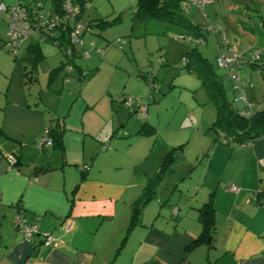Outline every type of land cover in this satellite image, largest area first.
<instances>
[{"label": "crops", "instance_id": "1", "mask_svg": "<svg viewBox=\"0 0 264 264\" xmlns=\"http://www.w3.org/2000/svg\"><path fill=\"white\" fill-rule=\"evenodd\" d=\"M247 18L250 29L243 32L259 42L264 38L261 28ZM237 25H229L233 34L238 33ZM223 32L231 33L227 28ZM211 37L216 41L217 36ZM41 43L36 34L26 40L27 60L32 49L45 58ZM231 44L238 52L237 42ZM259 46L257 50L264 49V43ZM61 62L54 59L50 80L58 74L64 77ZM41 120L0 123V264H264V195H258L264 190V137L250 144L228 145L215 143L214 133L205 135V160L196 163L201 154L197 151L195 163H188L179 178L192 184L181 186L168 180L174 184L160 191L166 174H177L173 164L130 227L133 207L147 180L173 150L169 141H163L158 165L149 173L138 169L147 162L138 153V127L132 132L121 130L126 122L111 124L102 133L105 143L97 139L102 135L95 137L85 126L83 133L69 132L63 124L60 148L41 147L37 142L49 128ZM144 125L153 128L143 124L139 130ZM8 156L16 164H10ZM208 203L214 211L212 242L188 251L202 232L199 210ZM18 214L37 225L29 243L14 227ZM65 221L71 224L69 231ZM44 235L60 242L45 247Z\"/></svg>", "mask_w": 264, "mask_h": 264}, {"label": "rangeland", "instance_id": "2", "mask_svg": "<svg viewBox=\"0 0 264 264\" xmlns=\"http://www.w3.org/2000/svg\"><path fill=\"white\" fill-rule=\"evenodd\" d=\"M15 1L0 0V4L9 6ZM38 1L46 9L50 8V0ZM71 1L78 6L83 4L78 23L92 28L85 34L84 48L75 47V55L67 56L65 44L58 47L42 41L41 52L45 58L36 53L39 59L34 65L25 58L26 41L21 44L16 57L3 49L7 40V21L3 18L9 16L7 13L0 15V76L3 77L0 79V123L35 124L41 118L40 124H46L50 129L54 124H64L69 132L72 129L82 132L81 127L85 126V130L88 128L96 137L109 129V125L126 122L121 130L126 128L135 132L138 127L135 139L138 140V153L147 161L138 169L151 173L162 155L163 141H169L173 147L170 153L174 158L168 165L172 168L174 164L178 171L175 176L166 174L160 191L176 181L181 186L192 184L189 179L182 182L179 178L183 177L188 163H195L197 151L201 154L196 163L205 160L203 153L208 146L205 135L213 134L210 129L216 117L215 107L209 102L201 80L184 65L195 46L192 43L194 34L166 22H138L134 19L138 0ZM28 2L22 0L24 4ZM247 17L258 28L264 20V0H212L204 5L202 12L190 8L191 23L202 30L204 26L217 23L223 31L227 28L231 32L226 36L230 43L237 42L238 53L243 55L239 69V77L244 83L242 93L252 111H260L264 109V63L260 62L254 68L246 62L247 54L259 49L264 38L255 42L248 37L245 33L250 29ZM239 23L242 27L237 25ZM229 25H237L242 30L238 28V33L233 34L234 28ZM205 37V43L195 47L223 76L227 97L233 100L237 92L232 89V80L216 64L220 38L217 36L215 41L206 34ZM89 43H94V47ZM82 50L88 52V57L83 56ZM54 59L58 60L57 64L62 61L64 66L74 67L69 71L60 68L64 77H58V74L50 80ZM32 68L35 79L29 80L25 73ZM152 83L157 90H151ZM129 97L132 104L126 107L121 100ZM237 106L241 107V104ZM137 109L138 112L132 113ZM143 124H153V128L144 125V130H139ZM45 133L44 129L38 146ZM104 137L97 139L108 143ZM75 148L78 149V144ZM72 151L76 153L74 149Z\"/></svg>", "mask_w": 264, "mask_h": 264}, {"label": "trees", "instance_id": "3", "mask_svg": "<svg viewBox=\"0 0 264 264\" xmlns=\"http://www.w3.org/2000/svg\"><path fill=\"white\" fill-rule=\"evenodd\" d=\"M50 1L54 7V12L61 14L60 8L63 0ZM184 4L185 0H138L134 11V19L141 23H148L150 21L166 22L173 27L181 28L193 33L195 38L202 37L205 40L206 37L205 34H203L201 27L191 23L190 14H184ZM80 8L82 11L83 4L80 5ZM86 27L88 29H92L91 25ZM60 38L63 39V35L60 36ZM60 45L64 44L62 43ZM195 46L191 48V52L187 58L188 60L184 65L189 72L195 74L201 80L202 87L207 93L209 102L215 107L216 117L210 129L213 131L215 136L214 142L228 145H245L253 143L261 137H264V109L260 111H252L250 117L241 114L242 111H245V107L243 105L238 107V103H236L234 99H228L227 90L222 82L223 76L219 75L212 63L203 57L197 51ZM34 50L32 49L33 53L29 56L33 65L36 64L35 62L39 59ZM73 55H75V52ZM261 62L264 63V61ZM257 64L250 67L255 68L257 67ZM66 66L70 65L67 64L64 66V64L61 63V69H63V71ZM70 67L72 69L74 65ZM78 70L81 71L80 68H78ZM34 73L35 70L32 68L30 71L25 73V76L30 80L32 77L34 78ZM152 84L155 85L154 83ZM151 90L153 91L157 89L151 87ZM126 99L127 98H123V101ZM61 132L62 126L60 124H54L53 128H48L46 130L51 144L56 148H60L61 146ZM173 158L174 157L170 152L166 154L162 158L155 175L147 180L141 197L138 199L137 204L133 207L130 227L136 224L137 218L140 215L141 206L152 199L155 187L162 180L164 173L170 170L169 161L173 160ZM165 165H168V167L166 168ZM258 195H264V190H262ZM199 221L202 224V232L200 236L187 248L188 251L201 244H210L212 242L215 230L214 211L209 203L204 205L199 210Z\"/></svg>", "mask_w": 264, "mask_h": 264}, {"label": "built area", "instance_id": "4", "mask_svg": "<svg viewBox=\"0 0 264 264\" xmlns=\"http://www.w3.org/2000/svg\"><path fill=\"white\" fill-rule=\"evenodd\" d=\"M212 2V0H185L183 6L184 14H190V8L199 10L202 12L204 5ZM61 14L54 12V7L50 5L49 9L44 7V4L38 0H29L27 4L22 3V0H16L12 5L5 6L0 4V15L8 14L7 23V40L4 42L3 49L16 57L17 52L21 44L28 40L35 33L39 34V41H48L56 46L63 47L65 44V54L72 56L75 51V47L84 48L85 34L90 32L87 27H82L78 23V18L81 14V8L78 5L73 4L71 0H63L61 3ZM259 27L261 28L262 35H264V20H261ZM203 34L213 37L219 36L220 45L217 51L216 64L229 76L232 80V89L237 92V97L234 101L240 103L245 107V111L241 112L244 116L250 117L252 114V108L246 101L242 93V87L244 83L239 77V69L242 65L243 55H240L237 50L231 46V43L222 31L221 27L216 23L213 26H204ZM63 35V39L60 36ZM202 37L195 38L192 43L195 45L204 44ZM90 47H94V43H89ZM83 56L88 57V52L82 50ZM247 65L254 66L261 61H264V49L254 50L247 54ZM65 69L69 71L70 66H66ZM152 88L156 89V86L152 84ZM126 105L132 104V98H127ZM142 112L144 109L142 108ZM51 141L45 133V137L42 140L40 146L50 145ZM103 149L107 148L106 145L102 146ZM7 160L10 164H16V159L12 156H8ZM14 227L18 234L22 237L24 242H31L32 238L37 234V225L34 222L26 220L23 216L18 214L13 220ZM64 228L69 231L71 224L68 221L64 222ZM60 241L53 238L50 235L43 236V246H56Z\"/></svg>", "mask_w": 264, "mask_h": 264}]
</instances>
